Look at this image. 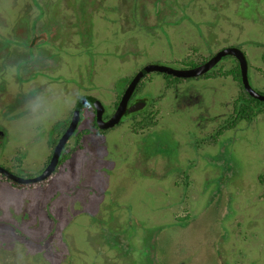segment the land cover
Returning a JSON list of instances; mask_svg holds the SVG:
<instances>
[{
  "label": "rangeland",
  "instance_id": "1",
  "mask_svg": "<svg viewBox=\"0 0 264 264\" xmlns=\"http://www.w3.org/2000/svg\"><path fill=\"white\" fill-rule=\"evenodd\" d=\"M88 1L74 0L71 19L60 3L56 19L53 0H0V93L7 90L0 127L8 134L0 166L13 174L40 175L76 103L94 97L110 117L119 87L147 65L190 69L235 47L251 86L264 93V0H159L163 11L143 27L126 21L123 0H104L112 11L92 1L99 11L91 20ZM66 18L75 21L74 37L56 45ZM24 19L37 41L28 40ZM18 20L22 55L11 50L17 41L1 37L12 36ZM234 59L171 89L162 73L149 72L137 95L147 104L161 96L153 107L103 132L92 105L83 107L68 158L44 184L16 187L0 178V264H113V251L103 248L113 261L101 256V237H113L114 224L131 233L136 264H215L220 248L238 250L235 264H264V111L210 139L242 95L231 76L215 75L229 72ZM5 64L18 69L24 89ZM38 71L46 76L34 83ZM24 105L29 114L18 118Z\"/></svg>",
  "mask_w": 264,
  "mask_h": 264
},
{
  "label": "water",
  "instance_id": "2",
  "mask_svg": "<svg viewBox=\"0 0 264 264\" xmlns=\"http://www.w3.org/2000/svg\"><path fill=\"white\" fill-rule=\"evenodd\" d=\"M225 56H232L236 59L240 69L241 84L243 86L244 91L250 97L264 102V95L255 91L249 82L248 65L245 55L241 50L235 47L223 48L216 52L209 60H207L203 64L190 69L178 70L164 66L147 65L138 70L133 75L132 79L127 84L124 92L122 93L114 113L107 120L103 119V105L98 99L91 96H85L76 103L75 107L73 108L69 124L63 134L60 136L56 145L54 146L51 157L40 175L33 178H23L13 174L2 166H0V174L3 175L7 180L19 185L35 184L48 179L53 174L59 164L63 147L77 129L78 123L80 121V110L84 104L88 103L92 105L95 112V122L96 125H98V129L106 130L108 128H112L118 125L121 122L122 118L132 113H136L146 106L145 101L136 102L129 106V101L135 90L136 85L138 84L140 79L144 77L147 73L158 72L166 75L175 76L177 78H194L206 74Z\"/></svg>",
  "mask_w": 264,
  "mask_h": 264
},
{
  "label": "trees",
  "instance_id": "3",
  "mask_svg": "<svg viewBox=\"0 0 264 264\" xmlns=\"http://www.w3.org/2000/svg\"><path fill=\"white\" fill-rule=\"evenodd\" d=\"M102 1H104V0H102ZM130 1L131 0H123V2H122V4H123V7H122V9H123V12H124V14H125V16H126V21L127 22H130V24H134L135 26H140V27H143L144 26V12H143V4L145 3V2H157V1H159V0H134V2H133V4H131L130 5ZM182 1V0H181ZM262 0H253V2H255L257 5H259V3L261 2ZM127 2V4H126V7H124V3H126ZM103 3V2H102ZM252 3V0H250V2H249V4H251ZM74 4V3H73ZM93 3H92V1H88V3H85L84 4V6L85 7H87V8H89L88 10H91V11H87L88 13H89V17H91V20H92V18H93V14L95 13V12H97V11H99V9H95V8H97V7H95L94 9H93V5H92ZM97 4V3H96ZM262 4V3H261ZM97 6H98V4H97ZM255 7H257L256 5H255ZM98 8H99V6H98ZM105 11H109V10H113V8H110L109 10L107 9V6H105V9H104ZM115 11H118V9L116 8V9H114ZM26 22V24H27V29L29 28V41L31 40V41H37L38 39H35L34 38V34H32V32H33V29L32 28H30V26H29V23H28V21L26 20V19H24ZM34 27V26H33ZM91 27V26H90ZM130 27H132V26H130ZM15 31H16V27H14L13 28ZM42 29H43V26H41V28H38L37 29V31L38 32H42ZM43 40H45V39H43ZM40 43H42V46L44 45L43 44V41H41ZM34 45H36L35 43H34ZM1 53V52H0ZM6 53V52H5ZM31 54H32V52H31ZM224 58V57H223ZM222 58V59H223ZM221 59V60H222ZM263 59H264V57H263ZM220 60V61H221ZM235 60V59H234ZM219 61V62H220ZM236 61V60H235ZM202 63H204V62H202ZM210 71H208L206 74H204V75H202V76H198V77H194V78H199V77H203V78H207V77H209L210 75H211V73H209ZM149 73H147L144 77H142L141 79H140V81L138 82V84L136 85V87H135V93H134V95H132V98H130V101L129 102H131L132 100H133V98L134 97H137L135 100H145L143 97H139L137 94L142 90V88H143V86H144V79L147 77V75H148ZM215 75L217 76V77H223V76H231L236 82H238V84H239V86H240V88H241V92H242V95H240L234 102H233V112H232V114H231V116L224 122V126H222V128L220 127L219 129H218V131L217 132H215L214 134H212V135H210V139H211V141H213V142H215V141H217V139H218V137L220 136V134H221V132L220 131H222V130H226V129H228V128H231V127H234V126H236V124L239 122V121H242V120H246V121H250L253 117H255L256 115H258V114H260V113H262L263 111H264V102H262V101H259V100H257V99H254V98H252V97H250L245 91H244V89H243V86H242V84H241V75H240V69H239V66H238V63H237V61H236V65L231 69V70H229V72H222V70L220 71V70H218V71H215ZM164 79H165V81H166V89H171V87L173 88V86L174 87H176L178 84H180L181 82H183V81H186V80H188V79H193V78H186V79H183V78H177V77H175V76H171V75H166V74H163V76H162ZM132 79V77H129L128 79H126V80H124V85L123 86H121V87H119V90H118V92L116 93V96H117V100H116V102H115V104H114V106H115V109H116V107H117V105H118V102H119V100H120V98H121V95H122V93L124 92V90H125V88H126V86H127V84L130 82V80ZM171 80H173V81H171ZM255 90V89H254ZM256 91V90H255ZM258 92V91H257ZM260 93V92H259ZM261 94H263L264 95V93H261ZM161 99V96H158V97H154V98H152L151 99V102L149 103V104H147L143 109L145 110V108H147L148 109V107H153L154 105H155V103H157L159 100ZM146 101V100H145ZM87 106H91L90 104H88V103H86V104H84L83 105V107H87ZM143 109L142 110H140V111H138V112H136V113H132V114H130V115H128V116H130V117H135L136 115H138V114H140V113H142L143 112ZM150 115L152 114V112L150 111V113H149ZM127 117V116H126ZM150 117V116H149ZM66 124H68V122L66 123ZM66 124H63V127L61 128V129H59V134H58V136L52 141V145H54L57 141H58V139L60 138V136L63 134V132L65 131V129L67 128L66 126ZM119 124H121V122L119 123ZM118 124V125H119ZM94 126L97 128V125H96V122H95V118H94ZM97 130L99 131V132H103V130H100V129H98L97 128ZM58 131V130H57ZM75 134V132L72 134V136ZM71 136V137H72ZM70 137V138H71ZM69 138V139H70ZM66 145H67V143L65 144V146L63 147V150H62V152H61V156H60V160H59V164L58 165H60L64 160H66L67 158H68V155H64L63 154V152H64V150L66 149ZM57 168V167H56ZM0 178H2V179H5V180H7L3 175H1L0 174ZM259 180L261 181V182H264V177L263 176H260L259 177ZM9 181V180H8ZM45 181H47V179L46 180H44V181H42V182H39L38 184H44L45 183ZM9 182H11V184L13 185V186H16V187H23V186H25V185H19V184H16V183H13L12 181H9ZM35 184H37V183H35Z\"/></svg>",
  "mask_w": 264,
  "mask_h": 264
},
{
  "label": "flooded vegetation",
  "instance_id": "4",
  "mask_svg": "<svg viewBox=\"0 0 264 264\" xmlns=\"http://www.w3.org/2000/svg\"><path fill=\"white\" fill-rule=\"evenodd\" d=\"M54 2L52 3V7L53 9L51 8V14H54V16L56 17L57 19V16L55 15V11L57 10V7L58 5L61 6V4H63L64 2L65 3H68L66 5H63V6H66L67 10H66V13L68 12V15H69V19H71V17H74V14H73V3H74V0H70L69 2L65 1V0H53ZM90 1H96V0H90ZM103 1L102 0H97L96 3L98 4L99 7H101V11H104L105 9V6L104 4L102 3ZM134 0H131L130 1V5L133 4ZM61 3V4H60ZM45 4V3H44ZM44 4H39V10H41V8L43 7ZM163 6L160 5V2L159 3H153V2H145L143 4V12H144V20L147 22L148 20H150L151 17L153 16H156L157 14L161 13V10L163 11ZM109 10V8H108ZM73 14V15H72ZM60 21V20H59ZM19 20H18V23L16 24V26L14 27H18L19 24ZM60 24L65 28V30L63 31L64 33L61 34V37L64 39L63 41L59 38H56L55 39V44H61V43H65L66 41L68 42L69 40H71L73 37H74V24H75V21H69L67 18L66 19H63L62 21H60ZM13 27V28H14ZM62 30V29H60ZM12 36H10L9 38L8 37H4V36H1L2 38H4V40H13V44L16 42L17 44L14 45L11 50L14 52V51H17L18 54H23L25 53L26 51V44H24V41H21L20 39H17L16 38V32L14 29H12ZM41 34V33H40ZM25 46V47H24ZM79 46V45H78ZM64 47H69V46H64ZM7 59V58H6ZM62 61H63V58L61 57ZM61 59L59 61V63H61ZM3 62H0V67H2V64ZM56 64V66L59 65ZM216 66V65H215ZM5 67H8V68H11L13 66V64H5L4 67L2 68V71L4 70ZM214 68V67H213ZM15 69V74H14V80L17 82V74H16V70H18L17 68H14ZM21 69V68H19ZM1 71V70H0ZM49 70H45V71H42V72H48ZM51 72V71H49ZM44 75L42 74L41 72L38 71V73L34 76L33 80L34 83L37 81V79L41 78V76ZM46 76V75H44ZM0 78L2 79V74L0 73ZM31 80H28V81H31ZM24 81V80H23ZM18 83V82H17ZM20 86H21V89L23 88V82H20L18 83ZM24 89V88H23ZM4 92L6 93L7 90H4L3 92L0 93V95L4 96ZM18 93V92H17ZM135 91L133 92L132 95H134ZM16 94V93H15ZM1 98V96H0ZM37 97L35 96L33 99L35 100ZM132 98V96H131ZM32 100V101H34ZM5 101V100H4ZM3 101V103H4ZM8 103H12L14 100H13V97L8 99L7 100ZM31 101V102H32ZM141 101H145V100H134V101H131V103L129 102V106H131L132 104L136 103V102H141ZM146 102V105H147V101ZM26 105L23 106V108H21L20 111H24L25 113L21 116H19L18 118H23L25 117L27 114H29V109L30 108H24ZM83 108V106H82ZM82 108L80 110V114L82 112ZM115 111V110H114ZM114 113V112H113ZM112 113V114H113ZM111 114V115H112ZM105 115V110H104V106H103V119L104 120H107L109 117L107 116H104ZM110 115V116H111ZM95 118V117H94ZM59 140V139H58ZM57 143V142H56ZM55 143V145H56ZM8 144V134L6 132L5 129H2L1 130V127H0V152L3 151L5 149V146ZM27 156V153L23 152L21 157H22V160H24ZM10 160V159H9ZM18 163L20 160H17ZM19 167V166H17ZM8 170V169H7ZM57 170V168L55 169ZM55 172V171H54ZM53 172V173H54ZM27 185H30V184H27ZM26 186V185H25ZM105 225V224H104ZM112 227V234H113V237H109V238H103L102 236V233H101V256L104 257V260L106 261H113V257L112 258H109L108 256H106V253H104L103 251V248H108L109 251H113L115 253L114 255V259L116 261L113 262V264H128L127 262H130V264H136V263H133L132 261V256L129 254V249H130V245H131V233H127V231L123 228V226H114L111 225ZM220 251V255L219 257L217 258V263L215 264H224L226 262V264H235V257L238 256L239 252L238 250L236 252H231V253H227L225 252L223 249H219ZM231 254V255H230ZM230 255V256H229ZM245 255L241 256L240 255V259L242 261V259L244 258ZM225 259V260H224Z\"/></svg>",
  "mask_w": 264,
  "mask_h": 264
}]
</instances>
